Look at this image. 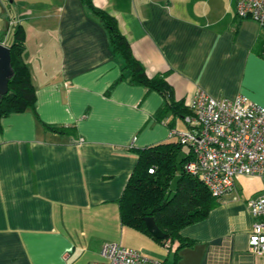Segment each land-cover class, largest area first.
Instances as JSON below:
<instances>
[{
	"label": "crops",
	"instance_id": "1",
	"mask_svg": "<svg viewBox=\"0 0 264 264\" xmlns=\"http://www.w3.org/2000/svg\"><path fill=\"white\" fill-rule=\"evenodd\" d=\"M237 2L93 0L117 19L147 74L173 86L176 100L204 90L264 106V28L239 18ZM16 15L5 26L0 8V42L10 47L15 27L24 26L37 103L2 119L0 264L104 262L105 244L159 264H264L248 245L255 222L248 202L264 192V177H238L207 219L183 229L193 247L177 251L178 242L169 247L122 225L119 200L138 160L133 150L171 141L183 118H156L164 97L130 82L83 0H23Z\"/></svg>",
	"mask_w": 264,
	"mask_h": 264
},
{
	"label": "trees",
	"instance_id": "2",
	"mask_svg": "<svg viewBox=\"0 0 264 264\" xmlns=\"http://www.w3.org/2000/svg\"><path fill=\"white\" fill-rule=\"evenodd\" d=\"M83 1L107 29L111 50L114 55L122 58L124 69L130 72V82L156 90L164 97L165 103L156 112V118L163 121L168 113H172L174 118L183 119L190 115L192 110L187 102L176 100L173 86L163 75L147 74L142 62L134 55L129 40L120 31L117 19L95 6L93 0ZM10 48L14 75L9 80V91L0 101V131L4 117L29 109L34 110L37 103L32 74L24 59L26 31L23 25L18 24L15 27ZM123 78L122 75L117 82ZM172 122L169 125L174 128ZM44 125L58 133L75 132L72 127L50 123ZM133 151L138 160L119 200L122 225L144 233L163 245L169 244V247L178 242L177 251L184 247H193L196 243L183 238L181 231L207 219L210 212L222 203L223 197L213 196L200 177L185 170L190 156L184 153L181 155L183 149L178 140L161 142ZM174 179L176 185L172 189ZM147 217L153 218L166 234L164 240L155 238L149 232L145 223Z\"/></svg>",
	"mask_w": 264,
	"mask_h": 264
},
{
	"label": "built area",
	"instance_id": "3",
	"mask_svg": "<svg viewBox=\"0 0 264 264\" xmlns=\"http://www.w3.org/2000/svg\"><path fill=\"white\" fill-rule=\"evenodd\" d=\"M236 14L264 28V0H238ZM187 105L192 110L184 118L187 129H171L170 137H177L190 156L184 167L188 173L200 177L215 197L232 191L242 175L264 177V106L244 95L215 98L204 90ZM248 206L255 220L249 249L264 257V192ZM101 255L104 262L90 264H159L118 244H105Z\"/></svg>",
	"mask_w": 264,
	"mask_h": 264
},
{
	"label": "water",
	"instance_id": "4",
	"mask_svg": "<svg viewBox=\"0 0 264 264\" xmlns=\"http://www.w3.org/2000/svg\"><path fill=\"white\" fill-rule=\"evenodd\" d=\"M13 75L11 48L0 42V101L9 91V80ZM145 223L147 229L155 238L160 240L166 238V234L158 227L153 218H145Z\"/></svg>",
	"mask_w": 264,
	"mask_h": 264
},
{
	"label": "rangeland",
	"instance_id": "5",
	"mask_svg": "<svg viewBox=\"0 0 264 264\" xmlns=\"http://www.w3.org/2000/svg\"><path fill=\"white\" fill-rule=\"evenodd\" d=\"M23 0H0V8L2 13V20L4 25L6 26V23L11 26L17 18V13L20 11V6L22 5ZM12 29V28H11ZM9 38H12V32L9 34ZM179 130H185L187 129V125L183 119H179ZM168 140H177V137L168 138ZM183 152L181 153V155ZM180 155V157H181ZM176 185V179L172 182V189L175 188Z\"/></svg>",
	"mask_w": 264,
	"mask_h": 264
}]
</instances>
